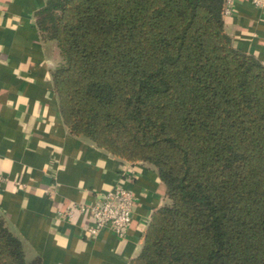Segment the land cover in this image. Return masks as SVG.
<instances>
[{"label": "trees", "instance_id": "16d2710c", "mask_svg": "<svg viewBox=\"0 0 264 264\" xmlns=\"http://www.w3.org/2000/svg\"><path fill=\"white\" fill-rule=\"evenodd\" d=\"M226 0H46L63 121L128 162L168 202L128 264H264V64L232 45ZM0 264L28 259L0 214Z\"/></svg>", "mask_w": 264, "mask_h": 264}, {"label": "crops", "instance_id": "0c3cea01", "mask_svg": "<svg viewBox=\"0 0 264 264\" xmlns=\"http://www.w3.org/2000/svg\"><path fill=\"white\" fill-rule=\"evenodd\" d=\"M46 0H0V214L42 264H128L140 251L153 211L168 202L166 185L147 162L123 161L68 130L52 71L55 40L43 39L35 12ZM232 45L264 64V7L234 0L225 12ZM114 187L134 195L125 234L96 235L71 203H97Z\"/></svg>", "mask_w": 264, "mask_h": 264}, {"label": "built area", "instance_id": "2783aa9c", "mask_svg": "<svg viewBox=\"0 0 264 264\" xmlns=\"http://www.w3.org/2000/svg\"><path fill=\"white\" fill-rule=\"evenodd\" d=\"M234 0H226V11ZM259 7H264V0H251ZM5 176L0 173V189ZM134 207V195L125 187H114L92 205L85 202L69 204L63 215L73 217L80 214L90 221L87 231L90 235H96L102 229H109L119 236H123L129 226Z\"/></svg>", "mask_w": 264, "mask_h": 264}]
</instances>
